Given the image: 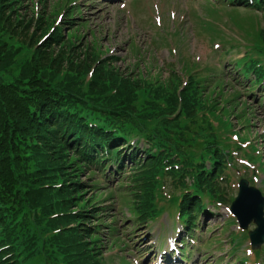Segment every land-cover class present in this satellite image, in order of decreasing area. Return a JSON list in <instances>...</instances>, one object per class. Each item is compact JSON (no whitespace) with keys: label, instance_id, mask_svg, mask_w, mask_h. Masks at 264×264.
I'll list each match as a JSON object with an SVG mask.
<instances>
[{"label":"trees","instance_id":"trees-1","mask_svg":"<svg viewBox=\"0 0 264 264\" xmlns=\"http://www.w3.org/2000/svg\"><path fill=\"white\" fill-rule=\"evenodd\" d=\"M24 2L0 0V264H104L99 231L108 216L100 181L88 178L100 170L108 178L106 163L122 164V146L135 136L149 143L147 156L133 158L126 190L139 215L155 209L168 178L188 189L179 207L189 226L206 194L227 200L226 182L218 180L226 162L220 138L200 134L206 140L198 142L181 128L185 118L196 122L200 108L228 113L233 99L220 109L223 93L213 98L197 72L181 91L174 70L156 84L122 72L116 56L80 51L59 28L39 44L51 25L30 32ZM231 3L264 12V0ZM253 38L264 54V25ZM259 65L252 68L262 75Z\"/></svg>","mask_w":264,"mask_h":264},{"label":"rangeland","instance_id":"rangeland-1","mask_svg":"<svg viewBox=\"0 0 264 264\" xmlns=\"http://www.w3.org/2000/svg\"><path fill=\"white\" fill-rule=\"evenodd\" d=\"M209 2L215 3L213 0H78L77 4L71 2L70 5L72 6L68 7V0H26L24 3L26 8L23 11L24 14L30 16L33 8L35 13L38 11L39 16H47V18L53 14L54 17L56 16V24L58 25L63 24V18L66 17L64 10L67 8L68 12L70 14L73 12L74 16L82 14V18H84L82 21L85 25L74 28V30H78L79 36L82 37L80 51L91 45L95 39L94 37H97L100 45L94 46V49L100 51L102 55L110 53L109 55L118 56L119 59H116L115 65L119 66L124 72L130 70H136L138 74L142 72L144 70L142 61L144 62L148 55L151 56V60L155 63V70H159L158 73L162 74V77L168 75L166 64L168 63L169 66H172L170 62L173 61L176 63L178 70H180L185 60L186 64H188L189 60H192L198 61L204 67L209 65L212 70L208 72L214 75V80H209L208 82L210 84L211 82L218 84L215 89L216 97L221 99V95L219 97L220 92L223 93V97L230 95V92L234 89L240 90L241 88L243 90L248 86V80L240 79L235 70L223 69L222 71L221 62L229 63L231 56L234 55L236 58L239 57L238 51L230 55L225 54L224 49L221 50L223 41L236 43L233 38L238 39L243 33L236 27L235 21H239L244 25L243 29L247 46L256 45V41L252 42V40L255 35H258V29L264 23V14L246 7L231 9L229 7V10L219 6L221 15L215 16L210 11L212 5ZM159 15L161 22L160 18L156 17ZM206 22H210L212 25L209 26ZM263 25L260 29H262ZM34 26L35 22L32 23L30 32L35 30ZM178 31H180V37L177 42L174 32ZM132 42L140 45V55L132 53V51L134 52V47L130 46ZM259 46H256V50L252 54L258 56L264 62V56L259 54ZM241 49H243V54L244 47L241 46ZM181 57L185 58L182 60ZM138 62L140 63V66L138 64L139 71L135 68V64ZM218 64L220 65L219 68L216 67ZM146 67L149 69L150 64H146ZM172 70L176 71V68H172ZM218 70L223 75L217 72ZM143 76L145 78L148 77L145 74ZM214 84H211L210 88H215ZM253 93L256 94V91ZM248 98H253V96L250 94ZM254 111L251 121L252 125L250 126L251 130H253L251 138L258 140L257 143L262 142L259 148L264 152V108L258 105ZM207 120L213 126L211 115L207 116ZM233 123L235 124L236 120ZM242 123L248 125L249 120L245 119ZM215 126H219V124H215ZM236 126L237 129L241 128L239 123H236ZM234 132L240 131L236 130ZM229 149L233 151L234 144H231ZM249 150L255 156L253 159L249 158L255 164L254 166L264 165L262 156L261 159L258 158L253 145H249ZM256 153H259V151H256ZM139 154L142 153L140 152ZM234 164L235 159L228 156L226 161L227 171ZM260 170L264 171L263 169ZM262 174L264 176V173ZM235 175L232 174L234 177L232 178L231 192L237 195V175ZM121 178H113L111 183L114 185ZM127 180L129 181V178ZM256 186L264 190V185L261 182H258ZM127 188L126 186L116 187L107 191L102 189L105 192L112 191L111 197L105 202L108 206L107 215L111 214L107 222L113 220V224L119 225L118 232L121 235V241L118 244L115 245L113 244L114 242L109 241L113 247L112 249H104L105 255L107 258L112 257L111 259H114L113 264H119L117 259L122 263L120 257L116 258L117 255L120 256V254L128 252L131 253L127 257L130 261L129 264H156L155 259L158 251L154 243L156 240H159V242L163 240L158 229L159 223L163 221L164 226H162V229L167 228L169 230L171 225L176 224L174 219L177 213L176 209L171 207L170 213L162 214L160 220L150 221L149 226L145 223L140 227H134L133 216L124 201L125 198L122 199ZM172 191L173 187L167 182L165 187L166 195H169ZM162 202L167 201L163 200ZM214 212L216 216L213 219L208 217L204 220L203 229L197 230L195 234L193 233L196 238L193 246L196 249V256L199 257L195 261H191L190 264H227L230 261H234L235 257H248L246 260L248 264H253L254 256L248 250L250 249L249 238H244L239 249L231 256L232 244L229 237L231 236V231L240 235L244 234L245 236L247 231L255 228V224L251 222L248 228L243 231L242 229L240 230L239 225L236 223L228 224L229 214L227 208L220 207L219 209H214ZM113 215H116V217L112 218ZM214 232L219 234L221 243L211 239ZM106 236L103 235L105 243L109 240ZM125 244L126 247L121 251L120 248ZM138 249L140 250L138 251ZM136 259L139 263H137Z\"/></svg>","mask_w":264,"mask_h":264},{"label":"water","instance_id":"water-1","mask_svg":"<svg viewBox=\"0 0 264 264\" xmlns=\"http://www.w3.org/2000/svg\"><path fill=\"white\" fill-rule=\"evenodd\" d=\"M242 198L244 199L243 190L241 191L240 196L237 198L238 200H236L235 203L233 204V209H235L234 211L239 215V217H241L242 223L247 225L249 220L244 218L246 216V211H243L242 208L239 209L241 205L240 203L243 201ZM251 236H252V239L254 240V243H257L258 245H260V243L264 241V223H261L260 228H257L255 231H253L251 233Z\"/></svg>","mask_w":264,"mask_h":264}]
</instances>
